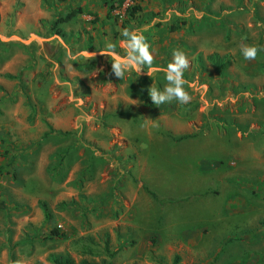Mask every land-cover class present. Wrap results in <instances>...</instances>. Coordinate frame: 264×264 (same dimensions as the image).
Here are the masks:
<instances>
[{"label":"rangeland","instance_id":"rangeland-1","mask_svg":"<svg viewBox=\"0 0 264 264\" xmlns=\"http://www.w3.org/2000/svg\"><path fill=\"white\" fill-rule=\"evenodd\" d=\"M258 25L264 0H0V264H264ZM125 29L186 54L189 104L111 74Z\"/></svg>","mask_w":264,"mask_h":264},{"label":"clouds","instance_id":"clouds-1","mask_svg":"<svg viewBox=\"0 0 264 264\" xmlns=\"http://www.w3.org/2000/svg\"><path fill=\"white\" fill-rule=\"evenodd\" d=\"M121 35L123 39L120 41V47L123 49L124 55H120L116 51L117 45L111 42L107 43L102 51H99L100 56L111 60L112 75L119 80H123L126 73L134 71L136 76H139L145 72L146 68V73L149 77L154 72H163L167 81L165 87L162 90L153 86L148 89V95L152 104L159 106L175 101L180 105H187L191 102L192 97L185 90V85L188 84L189 87H192V85L184 79V73L189 69L190 61L183 51L179 49L173 50L172 60L167 64L166 68L154 67L155 57L150 51L149 43L140 30L125 29ZM65 47L67 48V45ZM261 51H264V47L247 44L240 45V52L245 61L255 60ZM84 55L89 60H93L96 57V52L90 53L87 51ZM69 58L75 59L71 54H69ZM243 95L248 96L249 94L244 93ZM73 99H75L74 95ZM232 102L235 103V100ZM83 103V99H79L77 106L80 107ZM84 119L90 121L92 117L85 114ZM79 126L77 124V127Z\"/></svg>","mask_w":264,"mask_h":264},{"label":"trees","instance_id":"trees-1","mask_svg":"<svg viewBox=\"0 0 264 264\" xmlns=\"http://www.w3.org/2000/svg\"><path fill=\"white\" fill-rule=\"evenodd\" d=\"M121 6V4H119L118 5V7H120ZM118 7H116V8H118ZM116 8L114 7H112V5H111V10H116ZM133 10H137L136 8H133ZM78 13H80V11L79 10H72V11H70L65 17H63V18H60L59 20H58V22H68L69 20H71L74 16H76ZM3 168L2 167H0V176L1 175H3ZM151 192V191H150ZM151 195H152V197L153 198H155V195L153 194V193H150ZM61 236H63V235H61ZM53 264H67V263H62V262H60L59 260H53V262H52Z\"/></svg>","mask_w":264,"mask_h":264}]
</instances>
